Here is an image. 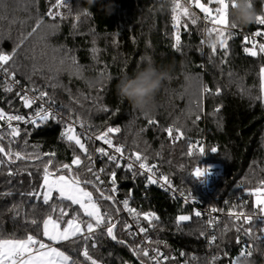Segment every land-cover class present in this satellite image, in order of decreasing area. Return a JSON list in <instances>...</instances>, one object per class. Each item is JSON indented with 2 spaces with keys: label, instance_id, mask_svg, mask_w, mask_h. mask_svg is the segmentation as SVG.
Listing matches in <instances>:
<instances>
[{
  "label": "trees",
  "instance_id": "trees-1",
  "mask_svg": "<svg viewBox=\"0 0 264 264\" xmlns=\"http://www.w3.org/2000/svg\"><path fill=\"white\" fill-rule=\"evenodd\" d=\"M52 2L54 0H0V49L11 52L22 35L27 37L19 49L15 68L16 78L22 85L27 88L35 85L48 91L56 108L65 115L79 116L85 128L94 134L109 126L120 127L121 132L115 134L114 142L126 144L129 153L135 150L147 154L149 162L157 164L169 175L180 192L192 193L190 199L194 197L200 208L216 207L227 212L244 198L252 201L247 189L264 179V106L254 99L260 94L259 68L264 58L245 55L242 41L233 38L229 41L225 63H221L223 50L219 48L209 60L210 48L200 43L206 39L202 35L205 27L203 14L194 8L192 11L201 19L192 25L187 18H181L182 25L187 23L189 28L185 31L181 27V51L177 52L171 47L173 0H96L91 7L86 0H68L70 7L59 9L64 19L58 17L56 20L46 15ZM253 2L256 13H261L264 0ZM105 6H109V12L104 10ZM41 17L44 22L32 36H27ZM239 27L250 33L264 31V26L256 23ZM144 57L151 58L157 67L170 74L156 96L155 108L148 115L121 99L115 87L122 76L132 75L138 64L143 66ZM61 60H64L63 64ZM72 60L77 65L75 69L82 73L80 77L62 73L63 65H72ZM51 84L64 87L53 89ZM202 85H208L213 91L219 87L221 95L205 96L201 111L193 102L201 98ZM4 87L5 82L0 78V108L12 114H27L32 110L23 108L14 93L3 92ZM102 106H107L109 111H98ZM217 107H220L219 113L215 112ZM196 114L201 119L194 125L192 121ZM149 119H155L158 124L149 126ZM173 125L186 134L185 139L175 145L163 131ZM63 128L64 125L56 121L36 130L28 127L31 135L26 137V151H54L57 163H70L73 146L61 139ZM24 138L22 133L18 142L12 145L14 150H25ZM189 139L199 140L205 154L201 156L196 151L191 157L187 156ZM1 143L7 147V138ZM32 145L39 147L34 149ZM212 147L218 151L211 152ZM157 152L162 155L157 156ZM37 166L42 169L40 162L33 161L0 166V234L6 236L15 232L22 235L26 226L29 230L31 228L26 225V217L42 222L45 213L50 211L27 196L41 182ZM9 167L19 174L8 176ZM196 167L209 170L212 178L209 192L203 189L205 177L198 180L191 176ZM25 168L33 175L23 171ZM117 187L121 199L131 194V207L140 211L156 208L159 227L149 236L167 244V247L164 244L159 247L166 255L175 257L169 264H185L186 260L188 264H213V256L220 257L214 264H231L239 257L243 245L235 243L237 233L232 221L221 219L215 225L213 234L217 241L210 248L200 236V230L206 233L203 220L193 217L192 221L183 224V231H177L175 217L191 215L192 211L179 197L160 190L156 185L146 186L142 176L133 179L123 167L117 170ZM3 193L11 195L3 196ZM245 210L252 211L250 203ZM141 224L146 226L147 222L141 220ZM226 224L231 230L225 233ZM253 227L255 230L256 225ZM255 234L261 235L258 231ZM117 235L129 244L133 243V238L128 237L119 225ZM240 235L253 249L251 257H239L240 264H264V244ZM139 238L136 237L135 242L138 243ZM90 251L102 264H139L128 247L106 236L101 237L97 248ZM226 251L228 256L224 255Z\"/></svg>",
  "mask_w": 264,
  "mask_h": 264
},
{
  "label": "snow or ice",
  "instance_id": "snow-or-ice-1",
  "mask_svg": "<svg viewBox=\"0 0 264 264\" xmlns=\"http://www.w3.org/2000/svg\"><path fill=\"white\" fill-rule=\"evenodd\" d=\"M214 5V6H213ZM230 0H173L171 9V21L174 29L173 43L171 47L177 52L181 51V27L187 31L189 25H182L181 18H187L192 25H196L201 19L192 9H198L203 14L205 27L202 35L206 39L200 41L201 45L207 44L211 50L209 60L217 54V49L223 50V59L225 63L229 55V41L233 39L234 32L239 26L230 23V9L234 7ZM252 6L254 2L252 0ZM68 0H54L46 11V15L53 20L58 17L64 19L63 14L59 11L61 8H68ZM87 10L84 14H86ZM79 19V15H77ZM44 22L43 17L39 18L36 26L27 36H32L36 29ZM255 23L264 26V10L256 15ZM214 37V38H213ZM257 38H264V31L256 30L250 35H244L242 39L243 53L249 57L264 58V42ZM27 39L21 36L18 43L14 45L11 52L0 49V78L7 77L3 92L14 93L23 108L32 109L27 115L12 114L0 108V141L7 138V147L0 143V166H9L17 161L40 162L42 169L37 166L40 173L41 182L27 193L30 199H35L41 206H46L50 211L45 213L44 218L38 221L36 218L26 219V226L22 235L15 232L9 235L0 234V264H102V261L94 258L90 249L95 250L101 237L106 236L112 241L124 245L136 257L139 264H167L175 257L166 255L161 251L159 245L167 244L160 240H153L149 233L156 231L159 227L160 217L154 211H140L130 206L131 194L129 193L123 200H118L116 193L117 187V170L122 169L132 174V178L137 176L146 177L147 185L159 184L166 190L177 191L170 177L159 172V166L149 162L147 154L140 151H131L126 154V144L115 143L114 136L121 132L120 127L109 126L106 130L92 135L88 131H78L77 124L81 129L85 128L83 119L79 116L75 118L71 113L65 115L55 107V100L46 90H41L35 85L25 88L20 80L16 78L15 71L19 49ZM251 45L250 47L247 45ZM203 54V49H200ZM151 59L144 57L142 60ZM64 60H61V64ZM72 66L77 67L75 60H72ZM232 73H229L231 76ZM29 79H31L29 77ZM8 81H11L10 83ZM53 89L63 88L62 84H51ZM14 88L17 89L14 91ZM243 91V89H242ZM259 91L260 94L254 97L262 106H264V63L259 68ZM221 89L215 88V91L208 85H202L200 88V99L194 101L197 108H201L202 100L205 96H219ZM11 103V100L8 101ZM36 105L35 108L33 106ZM203 109L201 108V111ZM98 111L107 113L109 108L102 106ZM216 113L220 112V107L215 109ZM201 116L195 115L192 123L200 121ZM50 121H56L64 125L60 133L61 139L73 146V157L70 163H57L56 152H38L31 153L26 151L28 139L31 135L28 128H21L23 125H31L32 130L39 129L41 126L48 124ZM13 122H17L14 124ZM149 126L157 125L158 121L149 119ZM89 128L92 126L89 125ZM7 131H4V129ZM144 129L143 131H146ZM167 133V138L175 145L177 142L185 139V132L179 128L168 126L163 129ZM23 136L25 150H14L12 145L18 142ZM89 142H102L103 146L91 147ZM106 146V147H105ZM38 149V145H32ZM198 151L202 156L205 154V148L199 140H188V150L186 155L191 157L194 152ZM216 147L211 148V152H217ZM98 154V155H97ZM157 156L162 153L157 152ZM106 158L105 166L96 168V159ZM123 162V164H122ZM171 163V161H168ZM111 165V167H109ZM184 167L183 164L180 165ZM29 176L33 173L25 168ZM207 168L201 169L196 167L191 176L202 180L208 173ZM19 171L8 169V176H15ZM91 188L92 190H89ZM95 194V195H94ZM3 196H9L11 193H3ZM247 195L252 197V201L246 198L242 199L238 205H232L227 210V217L232 221L233 228L237 233L235 243L243 245L239 252V257H251L253 255L252 245L241 238V233L245 237L254 238L260 244H264V179H260L255 187L247 189ZM192 193L187 195L185 192H179V198L185 204L195 203L194 197L190 201ZM175 198V197H174ZM107 202V204H105ZM225 203H228L227 201ZM251 204L252 211H246L245 208ZM122 205V208L119 207ZM239 208V210H237ZM15 209V206L12 210ZM35 211V206L33 208ZM224 209L213 207L210 209L206 224L208 228H213L219 223V217L211 215L212 213L223 212ZM121 212L127 213L132 222L120 216ZM19 213H17V216ZM196 218H202V211H194ZM15 219V218H14ZM193 215L180 214L175 217L177 231H183V224L190 222ZM141 220L147 222L146 226L141 224ZM256 225L254 230L253 225ZM128 236L133 238V243L129 244L126 239L118 238L117 228ZM135 228V231L133 230ZM162 230V229H161ZM228 225H225L224 232H228ZM261 235H256V232ZM206 233L200 230V236L204 237ZM140 241L135 242L136 237H141ZM217 236L211 235L207 239V244L211 248L216 245ZM155 245V246H153ZM184 253H181L183 256ZM225 256L229 253L226 251ZM239 257L231 264H240ZM193 260L196 257H192ZM220 259L219 256H213L212 262ZM188 264V261H185Z\"/></svg>",
  "mask_w": 264,
  "mask_h": 264
},
{
  "label": "clouds",
  "instance_id": "clouds-1",
  "mask_svg": "<svg viewBox=\"0 0 264 264\" xmlns=\"http://www.w3.org/2000/svg\"><path fill=\"white\" fill-rule=\"evenodd\" d=\"M86 3L91 7L96 0H86ZM230 3L235 5L230 9V23L237 26L255 23L257 13L252 0H230ZM104 10L109 12V6H105ZM169 78L166 69L157 67L151 59H145L143 66L138 64L132 75H124L119 79L115 86L116 93L135 109L148 115L155 108L156 96Z\"/></svg>",
  "mask_w": 264,
  "mask_h": 264
},
{
  "label": "built area",
  "instance_id": "built-area-1",
  "mask_svg": "<svg viewBox=\"0 0 264 264\" xmlns=\"http://www.w3.org/2000/svg\"><path fill=\"white\" fill-rule=\"evenodd\" d=\"M202 21H203V19H202ZM203 23H204V21H203ZM205 25V24H204ZM233 32H234V35H233V38H235V39H238V40H241L242 41V39H243V36L244 35H250L251 33L250 32H248V31H246L244 28H241V27H238L236 30H233ZM258 40H261L262 42H264V38H257ZM0 75H2V74H0ZM4 82H5V80H7L8 78L7 77H4V78H1ZM9 83L11 82V81H8ZM25 87V86H24ZM25 88H27V87H25ZM36 107V105H34L33 106V108H35ZM56 107V106H55ZM58 109V108H57ZM32 112V110L29 112V113H27V114H30ZM27 114H22V115H27ZM14 124H16L17 122H13ZM28 127H32L31 125H23V124H21V128H28ZM77 130L78 131H88L90 134H92V135H95L91 130H89V129H87V128H84V129H81L80 127H79V125L77 124ZM4 131H7V129L5 128L4 129ZM0 143H1V141H0ZM89 145H90V148L91 147H95V146H103L102 145V142H95V144H92L91 142H89ZM106 147V146H105ZM127 153H129L127 150H126V154ZM98 155V154H97ZM105 161H106V158H103V159H101V158H98V159H96V168L97 169H99L100 167H104L105 165H104V163H105ZM122 164H123V162H122ZM159 172H162L163 174H166V173H164L163 171H161L160 169H159ZM167 175V174H166ZM169 176V175H168ZM145 180H146V177H143ZM170 179L173 181V184H174V186L176 187V185H175V182H174V180L170 177ZM212 181V178H211V176H210V174H209V172L206 174V176H205V181H204V184H203V189L206 191V192H209L210 191V187H209V183ZM156 186L160 189V190H162V191H164V192H166V193H168V194H171V195H173V196H177V197H179V190L177 189V187H176V189H177V191L174 193L173 191H170V190H166L165 188H162V187H160L159 186V184H156ZM116 196H117V199L118 200H123V199H121L120 198V190L118 189V191H117V193H116ZM190 201H191V199H190ZM185 204V203H184ZM185 205H188V206H190L191 207V209H192V211H191V215H193V217L194 218H196L195 216H194V211H202L203 213H204V216L202 217V218H197V219H201V220H203L204 221V223H205V229H206V235L202 238L205 242H206V244H207V239H208V237L209 236H211V235H213V230H214V227L213 228H208V226H207V224H206V220L208 219V216H209V212H210V209L211 208H209V209H205V208H200L196 203H192V202H190L189 204H185ZM119 207H121L122 208V205H119ZM155 210H156V208H153V207H150V211H154L155 212ZM227 212H225V211H223V212H220V213H212L211 215H213V216H218L219 217V221L221 220V219H227V220H229V221H231L228 217H227V214H226ZM120 216L121 217H123V218H126L129 222H132V220H131V217H129L128 215H127V213H125V212H121L120 213ZM134 231H135V228H134ZM142 238V236L139 238V239H141ZM207 246H208V244H207ZM209 247V246H208ZM167 264H169V262H167ZM189 264H193V263H189Z\"/></svg>",
  "mask_w": 264,
  "mask_h": 264
},
{
  "label": "rangeland",
  "instance_id": "rangeland-1",
  "mask_svg": "<svg viewBox=\"0 0 264 264\" xmlns=\"http://www.w3.org/2000/svg\"><path fill=\"white\" fill-rule=\"evenodd\" d=\"M62 70H63L62 73L64 75L66 74V76H70V77H72V76L73 77H80L82 75L81 71L75 69V67H73L72 65H66V66L63 65Z\"/></svg>",
  "mask_w": 264,
  "mask_h": 264
}]
</instances>
